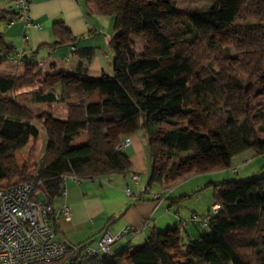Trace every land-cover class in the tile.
<instances>
[{"label": "trees", "instance_id": "trees-1", "mask_svg": "<svg viewBox=\"0 0 264 264\" xmlns=\"http://www.w3.org/2000/svg\"><path fill=\"white\" fill-rule=\"evenodd\" d=\"M228 1L217 0L207 10H186L177 8V0H93L95 13L113 21V76L93 80L85 73H60L55 77L62 83L60 102L70 96L86 97L85 84L99 86L102 102L98 108L84 103L67 108V122L86 127L83 146L69 147L63 126L43 125L49 147L36 179L37 191L43 193L47 205L67 177L85 180L131 172L128 156L116 150L119 142L105 139L106 124L121 126L132 121L146 137L151 159L157 154L170 160L187 154L180 160L181 167L203 164L209 154L226 161L246 152L264 155V138L257 139L247 109L252 84L257 83L264 93V0H240L231 14L223 8ZM15 17L9 8L0 10V22ZM52 29L59 42L67 41L62 23H54ZM213 30L227 38L232 53L221 47ZM131 35L153 42L161 52L136 54L127 42ZM15 52L0 37V68ZM206 61H214L215 68H206ZM34 79L0 76V184L31 179L25 167L18 168L15 153L30 138L36 140L38 127L15 93ZM68 79L77 83L69 85ZM54 100L53 93L33 99ZM105 105L115 106L116 111L104 112ZM179 116H199L205 130L183 127ZM58 161L65 166H58ZM180 165L173 171L164 163H154L147 186L162 188L182 174ZM214 188L225 189L215 200L220 209L202 227L203 233L186 242L183 262L167 251L166 236L155 232L123 258L116 250L102 258L74 261L69 248L66 259L74 264H264V175ZM198 221L201 224L202 218Z\"/></svg>", "mask_w": 264, "mask_h": 264}, {"label": "crops", "instance_id": "crops-1", "mask_svg": "<svg viewBox=\"0 0 264 264\" xmlns=\"http://www.w3.org/2000/svg\"><path fill=\"white\" fill-rule=\"evenodd\" d=\"M12 1L0 0V10L8 9ZM28 18L31 23L37 24L39 29L26 28L19 20L12 23L0 22V37L4 44L12 47L13 50L22 51L25 59L21 66L5 63L0 68V76L17 78L35 76L29 86L15 93V99L34 117L38 127V136L36 140L30 138L22 149L16 151L15 157L22 155L23 160L20 163L17 161V164L20 169L26 168L28 178H39L40 162L49 147L43 125L63 126L66 144L69 147L83 146L87 143L86 127L83 124H69L67 108L69 105L77 103L98 108L102 102L99 86L95 85L89 88L86 84L84 88L89 90L86 97L70 96L65 102H60L62 83L55 77L60 73H85L89 79L93 80H99L102 76H113V53L110 42L114 32L112 19L95 13L93 0H30ZM54 23H62L66 29L68 33L66 42H59L55 38L52 29ZM131 36L127 42L133 46L134 41ZM138 38L145 41L144 44L156 46L153 42L140 36ZM66 83L74 85L77 82L68 79ZM254 86L256 87L255 98H263L264 93L260 92L257 83L252 84L248 91ZM48 93L54 94V102L33 101L37 95ZM254 108L257 110L253 112L252 126L257 139L261 140L264 138V109ZM114 111H116L115 106H104V112ZM259 113L263 114L262 118H259ZM162 127L170 128L165 124ZM104 137L106 140L117 142L125 138L131 140L130 146L122 152L128 156L132 165L130 173L137 175L138 181L133 182L129 177L130 173L85 180H77L72 177L64 179V196L58 194L48 202L49 205L57 209L67 206L70 210L68 222L59 218L52 220L51 227L55 232V239L65 243L69 248L84 245L95 246L106 228L121 229L124 226H129L136 231L135 235L123 241L116 248L123 258L142 246L150 232L160 234L162 229H168L167 231L170 232L160 234L166 236L167 251L172 257L173 254L170 251L172 248L183 255L186 242L197 238L205 231L198 221L199 214L197 215L196 210L193 209L187 218H183L177 211H174L178 207L177 204L181 202L180 200L186 198V196L177 198L178 200L171 198L173 194L171 188L175 184L167 191H163L158 185L147 186L155 161L151 159L146 137L132 121H126L121 126L106 124ZM245 154L254 156L252 152ZM182 155L187 156V154ZM242 155L235 158L242 157ZM258 157H264V155ZM207 158L210 160L209 162L206 161ZM232 159L226 161L222 156L209 154L203 161L201 169L203 171L186 177V179L198 175L209 179L213 176H222L224 180H208L209 182L204 184L207 188L213 189V205L216 203V197L222 196L225 192V189L214 188V185L234 181L224 176L228 170L231 175L238 176L235 168L231 169ZM57 164L60 167L65 166L62 161H58ZM180 168L186 170L188 167L180 165ZM185 175L182 172L175 179L178 180ZM159 194L166 197L157 206L155 196ZM35 201L46 203L40 190L35 193ZM187 221H190L189 228H187Z\"/></svg>", "mask_w": 264, "mask_h": 264}, {"label": "built area", "instance_id": "built-area-1", "mask_svg": "<svg viewBox=\"0 0 264 264\" xmlns=\"http://www.w3.org/2000/svg\"><path fill=\"white\" fill-rule=\"evenodd\" d=\"M29 5L30 0H13L8 8L15 12V20L22 21L26 28L39 29V26L31 23L28 18ZM24 62L22 51H16L8 59V63L17 66L23 65ZM130 144L131 140L125 138L117 144L116 150L123 151ZM129 177L133 182L138 181L137 175L130 173ZM38 186L39 180L36 178L15 180L10 185L2 183L0 186V264H74L66 259L69 247L55 239L56 235L51 227L52 220L56 218L68 222L70 210L67 206L57 209L35 201ZM126 192L129 195L128 190ZM58 194L64 196L63 186ZM165 197L160 194L155 196L157 206ZM219 209V204H213L202 218L201 226L206 227ZM135 233L129 226L121 229L108 227L95 246L72 247L73 252L69 257L76 261L83 257L102 258L112 255L119 244L133 237Z\"/></svg>", "mask_w": 264, "mask_h": 264}, {"label": "rangeland", "instance_id": "rangeland-1", "mask_svg": "<svg viewBox=\"0 0 264 264\" xmlns=\"http://www.w3.org/2000/svg\"><path fill=\"white\" fill-rule=\"evenodd\" d=\"M148 1H151V0H140V2L142 3H147ZM216 1L217 0H177V8L186 9V10H192V9L207 10L210 7H212L216 3ZM240 2H241L240 0H229L227 5L224 6L223 8L225 11H228V13L231 14L234 10H236L239 7ZM213 33L217 37L221 47L229 49L232 53V49H231L230 44L228 43L227 38L224 36L218 35L217 32L214 30H213ZM131 38H133V41H134L132 49L136 54L145 53V54L156 55V53H158L159 50L157 46L152 47L151 44H148V43L144 44L145 41H143L141 38H138L134 35H132ZM208 65L209 67L215 68L214 61H206L205 67L207 68ZM255 95H256V87L254 86L250 88L249 91H247V105H248L247 107L249 111L251 112L252 116H253V112L257 110L254 107H261L262 109H264V94H263V98L262 97L255 98ZM179 124L189 130H201V131L205 130L199 116H191V117L179 116ZM184 157L185 155H180L178 158L170 160V159H166L164 156L160 154H157L154 156L153 160L155 161L156 164L164 163L167 165V168L172 169L173 171H176V168L180 165V160ZM16 159H17L16 163L17 161H19L20 163L23 160L22 155L17 156ZM232 160L233 161L231 162L232 163L231 169L234 167L235 170L238 172V176L236 177V175H231L228 170L227 173H225L226 175L224 174V176L225 177L227 176L229 180H234V181L240 180V181L246 182V181L251 180L252 178H258L264 175V168H262L264 167V157H254V156H250L249 154L244 153L242 157H239L237 159L234 157ZM206 161L209 162L210 160L207 158ZM202 168H203V164H199V165L193 164L192 166L188 167L186 170L185 168H183L181 169L183 174L184 175L187 174V175L183 176L182 178L178 180L175 179L171 182H166L162 186V190L167 191L175 184L174 187L171 188V192L173 194L168 193L169 195L172 194L171 198L177 199V198L186 196L185 199L180 200L181 202L177 204L178 207L174 210V211H177L179 216L183 218H187L191 214L193 209L196 210L197 215L199 214L198 220L203 218L206 212L210 210L212 203H213L212 202V194H213L212 190L213 189H211V187L207 188L204 185L206 184L205 182H209L208 180L216 181L217 179L224 180L222 179L223 178L222 176H213L211 179H209L203 175H198L196 177H190L186 179V177H189L194 174H199L200 172H202L203 171L201 170ZM1 185L2 184H0V186ZM197 186H201V187L198 188ZM187 222H188L187 228H189L190 221H187ZM177 225L178 224L176 223V226ZM167 230L168 229H162V231H160L159 233L164 234L166 232H170ZM206 231L209 232L208 227L206 228ZM170 251H171V254H173V257H175L178 261L183 262L182 255L179 254L178 250H175L174 248H172Z\"/></svg>", "mask_w": 264, "mask_h": 264}]
</instances>
